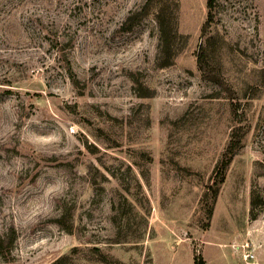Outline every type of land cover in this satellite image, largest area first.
I'll return each mask as SVG.
<instances>
[{"label": "rangeland", "instance_id": "rangeland-1", "mask_svg": "<svg viewBox=\"0 0 264 264\" xmlns=\"http://www.w3.org/2000/svg\"><path fill=\"white\" fill-rule=\"evenodd\" d=\"M207 2L0 0V264H264V0Z\"/></svg>", "mask_w": 264, "mask_h": 264}, {"label": "trees", "instance_id": "trees-1", "mask_svg": "<svg viewBox=\"0 0 264 264\" xmlns=\"http://www.w3.org/2000/svg\"><path fill=\"white\" fill-rule=\"evenodd\" d=\"M149 2L152 0H148ZM217 0H208L207 5L209 8L208 11V19L206 23L204 24V31L209 27L211 22L214 20V7L216 5ZM172 14L170 12H167L166 8L164 6L160 7L158 9L157 13V20L160 25L161 29V37L164 45H169L170 43H173L174 37L177 36L178 28L176 23L175 16L172 17ZM206 50L204 48H201L199 52V66L203 69L204 64L206 62ZM237 112V109H236ZM244 132L239 130H234L231 135L230 142L227 146V149L224 154V158L217 168V175H216V184L214 187L213 195L214 199L216 200L220 185L224 182L226 178V174L229 168V165L237 151V149L241 146L242 140H243ZM196 264H206V260L202 255H198L196 257Z\"/></svg>", "mask_w": 264, "mask_h": 264}]
</instances>
